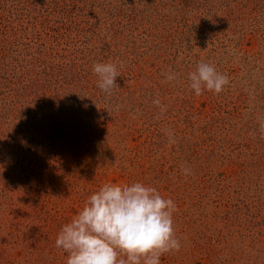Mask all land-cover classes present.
<instances>
[{"label": "rangeland", "instance_id": "374dc122", "mask_svg": "<svg viewBox=\"0 0 264 264\" xmlns=\"http://www.w3.org/2000/svg\"><path fill=\"white\" fill-rule=\"evenodd\" d=\"M137 181L177 204L161 264H264V0H0V264H65L62 226Z\"/></svg>", "mask_w": 264, "mask_h": 264}, {"label": "clouds", "instance_id": "9594fccd", "mask_svg": "<svg viewBox=\"0 0 264 264\" xmlns=\"http://www.w3.org/2000/svg\"><path fill=\"white\" fill-rule=\"evenodd\" d=\"M93 72L99 78L97 87L104 93L111 94L118 87L116 63L97 62ZM175 79L174 73L166 75L167 81ZM188 79L197 96L205 89L219 94L229 84L226 74L203 61ZM153 103L161 107L159 99ZM169 140L174 142L171 134ZM181 171L191 174L189 168ZM177 210L171 197L162 196L149 184L105 183L62 226L55 246L67 254L65 264H161L164 254L182 248L174 221Z\"/></svg>", "mask_w": 264, "mask_h": 264}, {"label": "trees", "instance_id": "16d2710c", "mask_svg": "<svg viewBox=\"0 0 264 264\" xmlns=\"http://www.w3.org/2000/svg\"><path fill=\"white\" fill-rule=\"evenodd\" d=\"M19 231V230H18Z\"/></svg>", "mask_w": 264, "mask_h": 264}]
</instances>
